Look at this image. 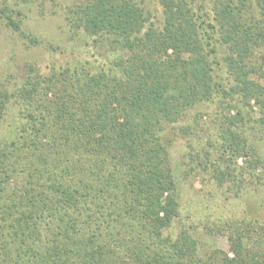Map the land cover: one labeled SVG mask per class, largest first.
Listing matches in <instances>:
<instances>
[{"label":"trees","instance_id":"trees-1","mask_svg":"<svg viewBox=\"0 0 264 264\" xmlns=\"http://www.w3.org/2000/svg\"><path fill=\"white\" fill-rule=\"evenodd\" d=\"M209 1L160 0L158 24L137 0H87L72 23L125 56L0 83V264H264V219L218 226L229 252L168 232L165 131L190 109L227 108L216 185L264 181V0Z\"/></svg>","mask_w":264,"mask_h":264},{"label":"rangeland","instance_id":"rangeland-1","mask_svg":"<svg viewBox=\"0 0 264 264\" xmlns=\"http://www.w3.org/2000/svg\"><path fill=\"white\" fill-rule=\"evenodd\" d=\"M86 1L0 0V83L11 89L19 87L30 65L52 74L77 59H97L96 65L107 67L110 61L125 56L127 51L97 41L72 23L73 11ZM137 1L151 12L153 21L162 23L160 0ZM210 5L207 0L203 10ZM263 53L257 51L258 62L263 61ZM255 112L259 117L257 106ZM227 114V108L217 103L199 105L177 123L169 124L165 131L181 193V214L168 232L176 236L183 227L194 225L190 229L202 254L214 248L230 251L228 236L218 226L243 218L264 219L263 180L250 182L248 177L243 187L232 183L219 187L212 177L213 162L221 152L220 125ZM239 159L244 165L245 159Z\"/></svg>","mask_w":264,"mask_h":264}]
</instances>
